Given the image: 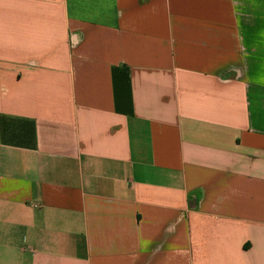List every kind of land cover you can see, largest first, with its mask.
Here are the masks:
<instances>
[{"label": "crops", "instance_id": "crops-1", "mask_svg": "<svg viewBox=\"0 0 264 264\" xmlns=\"http://www.w3.org/2000/svg\"><path fill=\"white\" fill-rule=\"evenodd\" d=\"M0 264H264V0H0Z\"/></svg>", "mask_w": 264, "mask_h": 264}]
</instances>
